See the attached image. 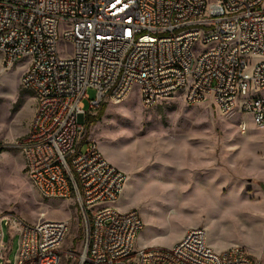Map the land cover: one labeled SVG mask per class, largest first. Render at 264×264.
Masks as SVG:
<instances>
[{
  "label": "built area",
  "instance_id": "built-area-1",
  "mask_svg": "<svg viewBox=\"0 0 264 264\" xmlns=\"http://www.w3.org/2000/svg\"><path fill=\"white\" fill-rule=\"evenodd\" d=\"M0 59L3 69L26 65L20 83L36 108L15 145L43 197L76 201L84 226L77 264H256L239 245L215 251L203 226L171 247L137 246L138 211L109 204L125 174L81 133L87 113L134 86L146 108L174 96L209 100L264 127V0H0ZM4 220L18 236L12 264H59L67 220L0 216V250Z\"/></svg>",
  "mask_w": 264,
  "mask_h": 264
},
{
  "label": "rangeland",
  "instance_id": "rangeland-1",
  "mask_svg": "<svg viewBox=\"0 0 264 264\" xmlns=\"http://www.w3.org/2000/svg\"><path fill=\"white\" fill-rule=\"evenodd\" d=\"M25 66L3 69L0 59V142L6 144L0 157V216L26 223L67 220L59 264H77L84 226L76 201L43 197L15 145L36 108L33 92L20 83ZM259 93L264 97V89ZM83 102L87 109V99ZM102 104L100 118L83 127L81 141H95L124 172L123 192L109 204L138 211L143 227L137 246L171 247L189 228L203 226L215 251L239 245L256 264H264V127L246 113L222 114L209 100L187 104L174 96L146 108L136 86L123 100ZM240 122L246 124L244 132ZM197 165L203 169L193 171ZM8 229L17 234L4 220L3 234Z\"/></svg>",
  "mask_w": 264,
  "mask_h": 264
},
{
  "label": "crops",
  "instance_id": "crops-1",
  "mask_svg": "<svg viewBox=\"0 0 264 264\" xmlns=\"http://www.w3.org/2000/svg\"><path fill=\"white\" fill-rule=\"evenodd\" d=\"M116 167H118V166H116ZM202 169H203V167L197 165V166H195V168H193V171L202 170ZM187 172L191 173L192 171L190 170ZM125 180H126V177H125ZM124 184H125V181L123 183V187H122V191H121L120 195L123 192ZM117 210H120V209H117ZM120 211H124V210H120ZM14 234L15 233H12V229H8V231L5 234H3V243H2V248L0 250V264H12L14 259H15L18 242H16L15 246L13 245L12 240L14 237H17V234H15V235ZM136 243H137V241H136ZM143 245H147V244L143 242V243H141L140 246H143ZM13 247H15L14 248V254H13V257L11 259H9V256H10L9 254H10V252H12Z\"/></svg>",
  "mask_w": 264,
  "mask_h": 264
},
{
  "label": "trees",
  "instance_id": "trees-1",
  "mask_svg": "<svg viewBox=\"0 0 264 264\" xmlns=\"http://www.w3.org/2000/svg\"><path fill=\"white\" fill-rule=\"evenodd\" d=\"M104 104L100 106L95 114L87 113L84 119V126L87 129L92 123L98 120L103 112Z\"/></svg>",
  "mask_w": 264,
  "mask_h": 264
},
{
  "label": "water",
  "instance_id": "water-1",
  "mask_svg": "<svg viewBox=\"0 0 264 264\" xmlns=\"http://www.w3.org/2000/svg\"><path fill=\"white\" fill-rule=\"evenodd\" d=\"M262 185V184H261ZM263 186V185H262ZM263 188H264V186H263Z\"/></svg>",
  "mask_w": 264,
  "mask_h": 264
}]
</instances>
